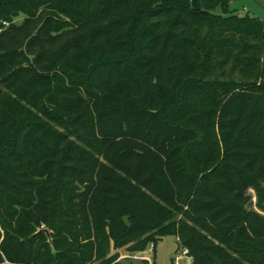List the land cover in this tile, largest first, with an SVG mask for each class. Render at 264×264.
I'll return each mask as SVG.
<instances>
[{"label":"trees","instance_id":"trees-1","mask_svg":"<svg viewBox=\"0 0 264 264\" xmlns=\"http://www.w3.org/2000/svg\"><path fill=\"white\" fill-rule=\"evenodd\" d=\"M83 1L0 3V264H120L168 236L192 264H264V22Z\"/></svg>","mask_w":264,"mask_h":264},{"label":"rangeland","instance_id":"rangeland-1","mask_svg":"<svg viewBox=\"0 0 264 264\" xmlns=\"http://www.w3.org/2000/svg\"><path fill=\"white\" fill-rule=\"evenodd\" d=\"M83 3L90 9V2L88 0H84ZM229 9L237 15L255 16L264 22V0H229ZM23 18L24 16L20 15L15 19V23H21ZM62 20L66 23L72 21L67 16H63ZM258 185V189L252 188L249 190L251 199L248 208L264 215V182H259ZM182 251L183 249L178 248L176 238L168 236L159 242L156 251L151 247H148L145 251L136 253L121 249L117 261L120 264H192L187 258L180 261L176 259L178 255L182 254Z\"/></svg>","mask_w":264,"mask_h":264},{"label":"built area","instance_id":"built-area-1","mask_svg":"<svg viewBox=\"0 0 264 264\" xmlns=\"http://www.w3.org/2000/svg\"><path fill=\"white\" fill-rule=\"evenodd\" d=\"M4 25H5V26H8L9 24L5 22ZM1 31H2V29H0V33H1ZM150 247L153 249V248H154V244H151ZM184 258H187V260L192 261V260H191V257H189V255H188V251H187V250H183V251H182V254H180V255H178V256L176 257V259H177L178 261H180V260H182V259H184Z\"/></svg>","mask_w":264,"mask_h":264},{"label":"water","instance_id":"water-1","mask_svg":"<svg viewBox=\"0 0 264 264\" xmlns=\"http://www.w3.org/2000/svg\"><path fill=\"white\" fill-rule=\"evenodd\" d=\"M2 1H3V0H0V3H1ZM38 232H40V233H45V234L47 235L48 239H49V242L51 243L50 233H49V230H48V229H46V228H41V229H39Z\"/></svg>","mask_w":264,"mask_h":264}]
</instances>
